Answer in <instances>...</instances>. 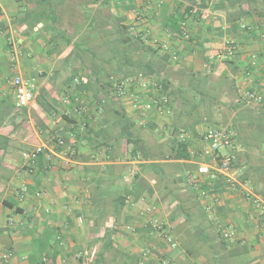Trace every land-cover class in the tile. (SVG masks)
<instances>
[{"label":"crops","instance_id":"0c3cea01","mask_svg":"<svg viewBox=\"0 0 264 264\" xmlns=\"http://www.w3.org/2000/svg\"><path fill=\"white\" fill-rule=\"evenodd\" d=\"M185 8L179 32L164 25ZM120 26L141 40L138 64L167 85L169 110L114 94L127 73ZM263 33L264 0H0V264H264ZM17 77L32 86L28 108L15 105ZM139 92V106L153 97ZM212 127L229 133L221 152L246 187L187 184L213 161ZM57 138L70 154L23 160Z\"/></svg>","mask_w":264,"mask_h":264},{"label":"built area","instance_id":"2783aa9c","mask_svg":"<svg viewBox=\"0 0 264 264\" xmlns=\"http://www.w3.org/2000/svg\"><path fill=\"white\" fill-rule=\"evenodd\" d=\"M138 19V18H137ZM133 30V28H131ZM183 32V29H182ZM264 40V33L261 35ZM234 54L233 43L230 42L227 45L226 51L222 53L221 57L223 59H229ZM75 86L80 85L78 79L74 80ZM165 84L162 81L152 77H147L146 74L139 73L134 76L121 79L116 81L113 86V92L118 97H128L133 110L138 111L141 108L144 112H149L155 110L156 112L163 113L170 108V98L164 92ZM14 91L15 105L17 108H28L33 99L32 86L28 84L27 81L20 77L13 80L12 83ZM264 88V85H263ZM151 93L152 98H150L143 105L139 106L140 102L138 100L140 92ZM157 93L158 96H154ZM246 98L253 101H261L262 99L256 96L255 93H247ZM70 99L65 96L62 99L63 104H69ZM75 106V112L78 114H83L85 112V106L82 102L77 99L73 101ZM203 139L206 143V153L212 156L213 161L210 164H200L197 166L195 174L189 175L186 178L187 184L192 186H197L199 176H207L210 179H215L221 176L225 179L226 183L234 188L236 186L246 187V183L243 182L240 177V171L234 166V155L229 152L222 153L221 150L231 148V138L229 133L219 128H209L203 134ZM64 148L66 154L71 153V147L66 145L65 140L62 138H57L52 144L41 143L34 146L33 149L25 151L22 153L23 160L28 164L29 167H34L38 160L42 157L46 161H50L53 157L57 156L56 149ZM205 193L202 192V195ZM256 207L259 209L262 216H264V202L260 199L255 198L253 200ZM154 210L153 207H146L145 212L150 213ZM153 228L158 230L159 235L163 238L169 249H174L177 243L172 238L170 234L166 231L161 230L157 223H153ZM222 238L226 240L233 239V235L230 232L222 231ZM147 254V253H146ZM145 255V253H144ZM7 255H3L2 259H7ZM155 264H171L170 261L164 257L156 260Z\"/></svg>","mask_w":264,"mask_h":264},{"label":"trees","instance_id":"16d2710c","mask_svg":"<svg viewBox=\"0 0 264 264\" xmlns=\"http://www.w3.org/2000/svg\"><path fill=\"white\" fill-rule=\"evenodd\" d=\"M188 11H189V9L185 8L182 12L176 13V15L171 14V15L166 16V18L164 20V25L167 28H170L176 32H179L180 26L184 22L185 15L188 14ZM52 13H53V11H52ZM162 16H164V15H162ZM119 35H120V37L117 38V43L126 47V49L123 50V53L121 52V54H122L121 58L126 63V68H127L126 75L124 77H122L121 79H125V78L134 76V75L139 74V73L144 74L145 72L149 71L148 69L144 70L143 68H141L143 66L138 64V53L134 52L135 47L142 45L141 40H139L137 37L130 35L127 31V28L124 26H120ZM138 69H139V71H138ZM109 76H112L111 73L109 74ZM110 86H111V84H110ZM164 86L167 87L166 84Z\"/></svg>","mask_w":264,"mask_h":264}]
</instances>
